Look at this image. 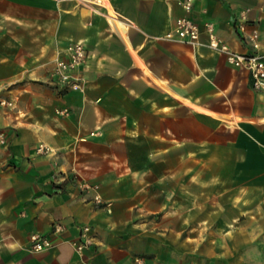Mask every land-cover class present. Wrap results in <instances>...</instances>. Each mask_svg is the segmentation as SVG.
<instances>
[{"label": "crops", "instance_id": "obj_1", "mask_svg": "<svg viewBox=\"0 0 264 264\" xmlns=\"http://www.w3.org/2000/svg\"><path fill=\"white\" fill-rule=\"evenodd\" d=\"M112 3L122 21L0 0V264H264L227 208L233 187L264 183V92L225 53L164 37L188 15L237 52L255 31L264 54V0ZM73 40L80 90L52 75ZM32 233L51 246L32 250Z\"/></svg>", "mask_w": 264, "mask_h": 264}, {"label": "built area", "instance_id": "obj_2", "mask_svg": "<svg viewBox=\"0 0 264 264\" xmlns=\"http://www.w3.org/2000/svg\"><path fill=\"white\" fill-rule=\"evenodd\" d=\"M61 1V0H56ZM77 2L91 5L97 13H104L107 15V19L110 22L108 16L109 9L112 0H74ZM194 0H181L182 8L188 12L192 9ZM113 8V7H112ZM113 13L117 19L121 20L119 15L114 11ZM243 17V15H241ZM122 21V20H121ZM242 29V25L239 26ZM205 33L206 42L203 43L201 34ZM257 33L253 31L249 37L252 42L250 43L252 50L249 52H237L231 50L227 45L219 39L215 34L213 27L210 23H206L203 27H200L193 19L188 15L178 16L173 24L172 29L168 30L164 37L171 40L180 41L193 46L205 44L211 49L220 51L226 54V58L229 64L235 67L244 68L250 77V85L252 89L264 92V54L258 51ZM87 55L86 46L82 41H70L66 46V54L64 58H59L55 61L52 69V75L55 81L66 89L80 90L83 85V77L76 72V69L84 63ZM11 105L10 100H0L1 105ZM59 113L67 114V108L59 110ZM7 140L3 132L0 131V147L5 146ZM51 148L47 145L40 144L36 147L38 153H47ZM58 229V227L56 226ZM51 246V241L48 236L39 233H32L30 235V247L34 251H40L47 249ZM144 258L141 256H135V264H144Z\"/></svg>", "mask_w": 264, "mask_h": 264}, {"label": "rangeland", "instance_id": "obj_3", "mask_svg": "<svg viewBox=\"0 0 264 264\" xmlns=\"http://www.w3.org/2000/svg\"><path fill=\"white\" fill-rule=\"evenodd\" d=\"M52 1L59 2L56 0ZM72 1L79 5H88L74 0ZM103 12L100 14L106 16L105 9H103ZM243 188V191L239 192L235 190V187H233L234 190L229 191L227 208L242 213L238 219H233L232 224H237L243 228L244 239L251 240L252 237L254 239L259 238V254L264 258V183L260 185L249 184Z\"/></svg>", "mask_w": 264, "mask_h": 264}, {"label": "bare ground", "instance_id": "obj_4", "mask_svg": "<svg viewBox=\"0 0 264 264\" xmlns=\"http://www.w3.org/2000/svg\"><path fill=\"white\" fill-rule=\"evenodd\" d=\"M108 9H109L108 16H109L110 18H114V13H113V11H112L110 8H108Z\"/></svg>", "mask_w": 264, "mask_h": 264}]
</instances>
